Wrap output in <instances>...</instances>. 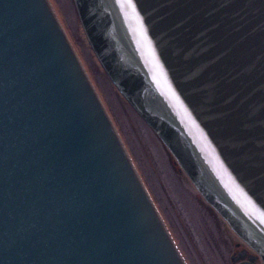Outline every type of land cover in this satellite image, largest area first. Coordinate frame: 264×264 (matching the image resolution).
<instances>
[{"label": "water", "instance_id": "95a60500", "mask_svg": "<svg viewBox=\"0 0 264 264\" xmlns=\"http://www.w3.org/2000/svg\"><path fill=\"white\" fill-rule=\"evenodd\" d=\"M73 1L232 263L264 264V0ZM0 264H186L49 0H0Z\"/></svg>", "mask_w": 264, "mask_h": 264}, {"label": "rangeland", "instance_id": "374dc122", "mask_svg": "<svg viewBox=\"0 0 264 264\" xmlns=\"http://www.w3.org/2000/svg\"><path fill=\"white\" fill-rule=\"evenodd\" d=\"M49 2L185 263L233 264L231 256L243 242L203 200L163 142L112 83L88 43L74 1Z\"/></svg>", "mask_w": 264, "mask_h": 264}, {"label": "flooded vegetation", "instance_id": "af4514ba", "mask_svg": "<svg viewBox=\"0 0 264 264\" xmlns=\"http://www.w3.org/2000/svg\"><path fill=\"white\" fill-rule=\"evenodd\" d=\"M239 251L242 252V250L238 248V253H239Z\"/></svg>", "mask_w": 264, "mask_h": 264}, {"label": "snow or ice", "instance_id": "6c2138e0", "mask_svg": "<svg viewBox=\"0 0 264 264\" xmlns=\"http://www.w3.org/2000/svg\"><path fill=\"white\" fill-rule=\"evenodd\" d=\"M132 7L134 8L135 6H134V5H132Z\"/></svg>", "mask_w": 264, "mask_h": 264}]
</instances>
